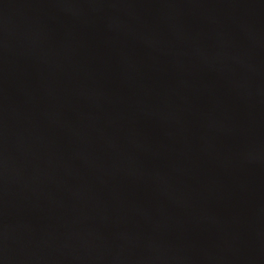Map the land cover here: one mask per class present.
<instances>
[{
  "label": "water",
  "instance_id": "95a60500",
  "mask_svg": "<svg viewBox=\"0 0 264 264\" xmlns=\"http://www.w3.org/2000/svg\"><path fill=\"white\" fill-rule=\"evenodd\" d=\"M0 264H264V0H0Z\"/></svg>",
  "mask_w": 264,
  "mask_h": 264
}]
</instances>
